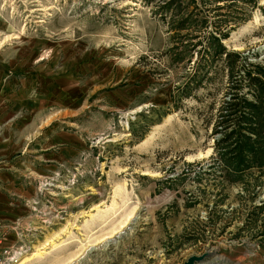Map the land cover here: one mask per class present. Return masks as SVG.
<instances>
[{
    "label": "rangeland",
    "instance_id": "1",
    "mask_svg": "<svg viewBox=\"0 0 264 264\" xmlns=\"http://www.w3.org/2000/svg\"><path fill=\"white\" fill-rule=\"evenodd\" d=\"M209 36L264 81V0H0L8 264H264V156L217 126Z\"/></svg>",
    "mask_w": 264,
    "mask_h": 264
},
{
    "label": "trees",
    "instance_id": "2",
    "mask_svg": "<svg viewBox=\"0 0 264 264\" xmlns=\"http://www.w3.org/2000/svg\"><path fill=\"white\" fill-rule=\"evenodd\" d=\"M208 39L214 41V47L217 48L212 51L210 61L213 64L215 61H221L224 64L229 72L228 82L233 88L230 103L220 108L221 114L218 116L220 120L217 126L229 130L228 136L236 134L243 142L235 149L236 157L240 159L238 164L246 160L247 155L260 154L264 156V81L257 75L251 76L247 70L243 71L241 75L233 71L235 66L230 65L229 62L232 61L229 59L234 54L226 52L215 37L209 36ZM209 45L212 48L213 45L211 43ZM211 62H209L210 66ZM213 66H211L212 69ZM212 79V75L207 71L200 79L192 82V89L185 92L184 98H189L194 90L199 89L203 86L202 84L208 83ZM244 88L247 89L244 91ZM250 91L253 100L244 98Z\"/></svg>",
    "mask_w": 264,
    "mask_h": 264
},
{
    "label": "crops",
    "instance_id": "3",
    "mask_svg": "<svg viewBox=\"0 0 264 264\" xmlns=\"http://www.w3.org/2000/svg\"><path fill=\"white\" fill-rule=\"evenodd\" d=\"M0 177H8L7 172L4 173H0ZM15 185H11L10 189H12L14 191V194H16V196H20L22 197L24 193H22V189H15ZM25 196H27L26 194H24ZM1 204H7L8 205V209L3 211L2 214H0V219H4V220H8V221H16L17 218H19L22 215V209H19V207L16 206H12L9 205L8 203H6L5 200V196L0 194V205ZM8 235V234H6ZM7 239V244H8V238ZM2 244V242H1ZM0 247L2 248H8V245H5L4 247L2 245H0Z\"/></svg>",
    "mask_w": 264,
    "mask_h": 264
},
{
    "label": "built area",
    "instance_id": "4",
    "mask_svg": "<svg viewBox=\"0 0 264 264\" xmlns=\"http://www.w3.org/2000/svg\"><path fill=\"white\" fill-rule=\"evenodd\" d=\"M2 240L3 239L0 238V245H1ZM16 255H19V251L17 252L15 248L12 250L8 248H0V256H1V259H3V260H0L1 261L0 264H8V261H13Z\"/></svg>",
    "mask_w": 264,
    "mask_h": 264
},
{
    "label": "water",
    "instance_id": "5",
    "mask_svg": "<svg viewBox=\"0 0 264 264\" xmlns=\"http://www.w3.org/2000/svg\"><path fill=\"white\" fill-rule=\"evenodd\" d=\"M206 257H209V254L205 253L199 257L190 256L186 259V261L183 264H197Z\"/></svg>",
    "mask_w": 264,
    "mask_h": 264
},
{
    "label": "bare ground",
    "instance_id": "6",
    "mask_svg": "<svg viewBox=\"0 0 264 264\" xmlns=\"http://www.w3.org/2000/svg\"><path fill=\"white\" fill-rule=\"evenodd\" d=\"M1 245H2V244H1ZM20 251H21V249H20ZM19 255H20V253H19ZM214 263H215V264H218L217 262H213V264H214ZM210 264H212V263H210Z\"/></svg>",
    "mask_w": 264,
    "mask_h": 264
}]
</instances>
